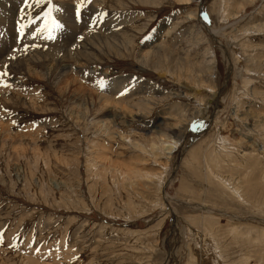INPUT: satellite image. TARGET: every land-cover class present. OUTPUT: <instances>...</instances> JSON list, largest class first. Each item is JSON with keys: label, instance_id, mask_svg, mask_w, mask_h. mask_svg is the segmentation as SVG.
Returning <instances> with one entry per match:
<instances>
[{"label": "rangeland", "instance_id": "rangeland-1", "mask_svg": "<svg viewBox=\"0 0 264 264\" xmlns=\"http://www.w3.org/2000/svg\"><path fill=\"white\" fill-rule=\"evenodd\" d=\"M146 1L0 0V264H264V0Z\"/></svg>", "mask_w": 264, "mask_h": 264}, {"label": "bare ground", "instance_id": "bare-ground-1", "mask_svg": "<svg viewBox=\"0 0 264 264\" xmlns=\"http://www.w3.org/2000/svg\"><path fill=\"white\" fill-rule=\"evenodd\" d=\"M138 1H140V2H143V3H146L147 1L146 0H138ZM187 1H189V0H187ZM246 2V1H245ZM242 8V7H241ZM202 19H203V17H202ZM85 21V20H84ZM95 23V22H94ZM206 27H207V25L206 24H204ZM83 28V27H82ZM208 28V27H207ZM210 28V27H209ZM213 33H216L217 31L216 30H214V29H210ZM96 33V32H95ZM99 33V32H98ZM101 33V32H100ZM116 34V33H115ZM95 35V34H94ZM114 35V34H113ZM97 36H98V34H97ZM94 37V36H93ZM96 37V36H95ZM97 38V37H96ZM98 38H102L103 40L102 41H104V43L106 44V46H110L109 45V43H107V42H111L112 43V45H114L113 47H114V49L116 50L115 52H116V54H121V46L117 43V42H114L113 40L112 41H107L108 39H106L103 35H99L98 36ZM93 39V38H92ZM91 39V40H92ZM98 40H100V39H98ZM131 40V39H130ZM121 43L120 44H122V46H126V43L124 42V41H120ZM130 42H132V41H130ZM128 43V42H127ZM79 44V43H78ZM94 42H89L88 40H87V42H83L82 43V46L83 47H85L86 49H88L89 51H90V49H91V52H95V51H98V49L97 48H95L94 46ZM128 47V46H127ZM84 48V49H85ZM95 49V50H94ZM130 49V48H129ZM101 50V49H100ZM85 52V51H84ZM157 52H159V50L157 49ZM160 53V52H159ZM74 55V54H73ZM85 55V54H84ZM90 55V54H89ZM93 55V54H92ZM50 56V55H49ZM48 56V57H49ZM53 56V55H52ZM83 56V55H82ZM82 56H80V53H79V57H78V60H80V58H82ZM91 56V55H90ZM42 56L40 55V58H41ZM76 57V56H75ZM92 57V56H91ZM94 57V56H93ZM52 58V57H51ZM17 59V58H16ZM29 59V58H28ZM32 59V58H31ZM38 59V58H37ZM53 59V58H52ZM19 60V59H18ZM20 60H21V62L23 63L24 61L20 58ZM29 61H30V59H29ZM45 61V60H44ZM62 61V66H63V69H68V65H66L67 64V62H65V60H63V58L60 60V62ZM13 62H17V61H13ZM21 62H17V64H19V63H21ZM33 62V61H32ZM12 63V62H11ZM36 63V62H35ZM147 63H149V61H147ZM42 64H44V63H42ZM20 65V64H19ZM18 65V66H19ZM21 65H23V64H21ZM181 65H184V63L183 62H181ZM189 66H191L190 64H189ZM11 67H17V66H11ZM21 67V69H22V66H20ZM24 67V66H23ZM74 68V67H73ZM15 69H18V67L17 68H15ZM62 69V68H61ZM232 70V69H231ZM51 73V72H50ZM230 73V72H229ZM131 77V76H130ZM130 80H132V82L134 83L135 81L133 80V79H130ZM137 81V80H136ZM139 81V80H138ZM131 84V83H130ZM130 84L128 83V84H126L125 83V79L124 78H122V77H120V78H114V79H112V82L110 83V81H108L107 83H105L103 86H98L99 88H100V90H104V91H108V92H112V91H114V93L116 94V92L117 93H119V94H122V89L123 88H125V87H128V86H130ZM67 85V84H66ZM79 85V84H78ZM132 85V84H131ZM113 86H116L117 87V90L113 87ZM157 86V85H156ZM85 87V86H84ZM160 89V88H159ZM144 90V89H143ZM161 90V89H160ZM71 91V90H70ZM145 91V90H144ZM94 92V91H93ZM137 91H135V92H133V93H131V94H129V95H127V96H125L128 100H126V101H124L123 103H125V105H123V104H119V103H112V101H110L111 99L109 98V97H106L105 95H102V94H98V96H97V99H98V101H100L102 104H103V106H102V109H104L103 111H106V114L107 115H112V116H123V114H121L122 112H124V114H133L134 116H135V118L137 119V118H139V119H143L144 117H146L145 115L144 116H142V114L140 115V112H143L144 111V108L143 107H145V104L146 103H148V104H150V103H152L154 100L156 101V100H160L161 98H159L158 97V93H160L161 91H157V93L155 94V95H157V97H155V95H150V96H147V94H145V95H142V92H137ZM146 92H148V91H146ZM145 92V93H146ZM151 92V91H150ZM149 92V93H150ZM153 92V91H152ZM156 92V91H155ZM85 93V92H84ZM102 93V92H101ZM135 93H136V95H138L139 97H140V99H139V101H136L135 99H132V97H133V95H135ZM148 93V94H149ZM195 93V92H194ZM118 94V95H119ZM113 95V94H112ZM117 95V96H118ZM160 95V94H159ZM162 95V94H161ZM93 97V96H92ZM168 99V98H167ZM216 101H214V104L213 105H211V106H208V104H206V111H208V108H210V107H214V108H216V106H214V105H218V99L217 98H214ZM142 101L143 102H145V104L144 103H142ZM92 102H94V100L92 101ZM100 103V104H101ZM97 104H99V103H97ZM111 104H114V105H111ZM146 106H147V104H146ZM148 107V106H147ZM146 107V109H151L150 108V105H149V108H147ZM152 107V106H151ZM93 108V107H92ZM220 108V107H219ZM224 108V107H223ZM89 109V108H88ZM135 109L136 110H138L137 112L135 111ZM145 109V110H146ZM211 109H213V108H211ZM221 109V108H220ZM90 110V109H89ZM223 110V109H222ZM195 111V110H194ZM193 111V112H194ZM196 114L198 113V112H195ZM193 114V113H192ZM236 114V113H235ZM246 116L244 117V119L246 120V119H249V122H245V124H246V126L248 125H255V122H256V118H254L253 116H249V112H246V114H245ZM192 117V116H191ZM134 118V117H133ZM183 118V117H182ZM262 118V117H261ZM243 119V118H242ZM258 120V119H257ZM248 121V120H247ZM186 122V121H185ZM162 123V122H161ZM176 123V122H175ZM178 123H180V124H182V122H178ZM188 122H186V124H187ZM164 124V123H163ZM171 124V123H170ZM179 124V125H180ZM186 124H184V122H183V126L184 125H186ZM245 124H244V126H245ZM154 126V125H153ZM182 126V125H181ZM247 126V127H248ZM178 127H180V126H178V124L176 123V125L174 124V125H172V126H169V124L167 123V124H165L163 127H161L160 125L158 126V131H157V133L158 134H160L159 136H157V137H154V138H152L149 142H151V147L152 148H154V149H159L160 148V150H164L165 151V149H172L173 148V144H172V142H170V140H171V134H174V136L175 135H178L179 134V132L178 131H180V129L178 130V131H176V132H174V130H176V129H178ZM243 128V127H242ZM249 128V127H248ZM234 129V128H233ZM252 130V129H251ZM170 131V132H169ZM251 132V131H250ZM156 133V132H155ZM169 133H171V134H169ZM239 133V132H238ZM154 134V133H153ZM169 134V135H168ZM246 134H248V135H246ZM240 135H241V137L242 138H247L248 139V142L250 143V141L255 145L256 144V142L252 139L253 138V133H245L244 132V130L243 129H241V132H240ZM155 136V135H154ZM166 136H167V138H166ZM169 137V138H168ZM181 138V137H180ZM170 142V143H169ZM251 143V144H252ZM136 146H141L142 148H143V144H141L140 142H138V141H136L135 143H134ZM168 144V145H167ZM248 147V146H247ZM250 147V146H249ZM162 150V151H163ZM167 151V150H166ZM169 151H172V150H169ZM157 152V151H156ZM109 162V161H108ZM117 168V167H116ZM119 168V167H118ZM132 169V168H131ZM130 170V169H129ZM133 170V169H132ZM128 178V177H127ZM132 179V178H131ZM261 194V193H260ZM262 200V199H261ZM200 207L201 208H203V209H205V210H207L206 208H205V206H202V205H200ZM201 210V209H200Z\"/></svg>", "mask_w": 264, "mask_h": 264}, {"label": "snow or ice", "instance_id": "snow-or-ice-1", "mask_svg": "<svg viewBox=\"0 0 264 264\" xmlns=\"http://www.w3.org/2000/svg\"><path fill=\"white\" fill-rule=\"evenodd\" d=\"M24 4L27 6L28 5V0H23ZM36 3H39V0H35ZM56 6L51 3V0H49L48 4V11L42 12L40 17H36V19H41L44 18V23L36 29V32L33 33L35 35L37 32H47L48 33V38H52V31L55 28H60L62 25L51 15L52 10ZM83 7L82 3H77L75 6V13L77 18L80 16V10ZM21 13L23 15V10H21ZM29 23H32V19L29 18L28 20ZM24 25H21L20 28H18V31L22 30ZM101 86H103V82H101ZM193 127H195V124H193Z\"/></svg>", "mask_w": 264, "mask_h": 264}]
</instances>
